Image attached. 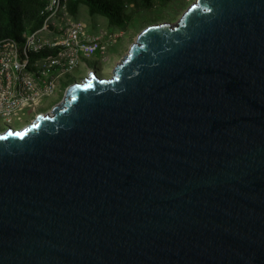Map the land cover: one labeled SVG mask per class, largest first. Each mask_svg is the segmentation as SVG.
Here are the masks:
<instances>
[{
	"label": "water",
	"instance_id": "95a60500",
	"mask_svg": "<svg viewBox=\"0 0 264 264\" xmlns=\"http://www.w3.org/2000/svg\"><path fill=\"white\" fill-rule=\"evenodd\" d=\"M0 264H264V0H192L0 132Z\"/></svg>",
	"mask_w": 264,
	"mask_h": 264
},
{
	"label": "built area",
	"instance_id": "2783aa9c",
	"mask_svg": "<svg viewBox=\"0 0 264 264\" xmlns=\"http://www.w3.org/2000/svg\"><path fill=\"white\" fill-rule=\"evenodd\" d=\"M67 6L68 0H47L38 29L24 32L20 44L0 40V117L20 118L32 110L33 114L23 120L31 123L34 116L60 103L80 78L62 82L72 75L73 67H78L84 57L104 53L112 46L117 36L107 30L86 32L83 20L72 15ZM44 49L52 51L40 54ZM86 67L87 73L93 72ZM43 98H50V104L40 105Z\"/></svg>",
	"mask_w": 264,
	"mask_h": 264
},
{
	"label": "trees",
	"instance_id": "16d2710c",
	"mask_svg": "<svg viewBox=\"0 0 264 264\" xmlns=\"http://www.w3.org/2000/svg\"><path fill=\"white\" fill-rule=\"evenodd\" d=\"M46 1L0 0V40L8 39L20 44L24 40V32L38 29L44 19L43 9ZM81 1L87 5L90 14L105 16L109 25L132 32L144 24L173 18L191 0H68L67 7L72 15H76L77 6ZM51 51L44 49L40 54ZM83 63L98 75V61L95 58L84 57ZM75 78L77 77L67 75L62 82L70 83Z\"/></svg>",
	"mask_w": 264,
	"mask_h": 264
},
{
	"label": "rangeland",
	"instance_id": "374dc122",
	"mask_svg": "<svg viewBox=\"0 0 264 264\" xmlns=\"http://www.w3.org/2000/svg\"><path fill=\"white\" fill-rule=\"evenodd\" d=\"M185 8L186 6L182 8L177 13V15L173 16V18L161 19L158 21L174 22L177 20V18L180 16L181 12ZM75 16L83 20V22L86 25V32L95 33V32L107 30L108 32H112L115 36L117 37L119 36L117 39H113V42H112L113 45L109 47L108 49H106L104 53L97 51L95 52L93 57H91V58H95L98 61V64L96 65L98 75L109 76L111 74L112 67L115 66L120 61V59H122V56L127 52L129 46L131 45V42L134 40L135 35L142 28V26L136 29L135 31L128 32V31L121 30L116 26L109 25L105 16H102L99 14H90L88 11L87 5L83 1L79 2ZM110 66H111V69H110ZM86 74H87V67L83 64L82 61H80L78 67L72 68V75L74 77L78 78V77L85 76ZM39 104L40 105L50 104V98L41 99L39 101ZM32 114H33V111L31 110L30 112L28 111L25 115L21 116L20 118L0 117V127H3V122L11 126L17 127L23 124V120L27 119Z\"/></svg>",
	"mask_w": 264,
	"mask_h": 264
},
{
	"label": "flooded vegetation",
	"instance_id": "af4514ba",
	"mask_svg": "<svg viewBox=\"0 0 264 264\" xmlns=\"http://www.w3.org/2000/svg\"><path fill=\"white\" fill-rule=\"evenodd\" d=\"M29 122H24L23 124L17 126V127H14V126H11L9 124H3V127H0V132H3L5 131L6 129H8L9 127H12V128H21V127H24L26 124H28Z\"/></svg>",
	"mask_w": 264,
	"mask_h": 264
},
{
	"label": "snow or ice",
	"instance_id": "6c2138e0",
	"mask_svg": "<svg viewBox=\"0 0 264 264\" xmlns=\"http://www.w3.org/2000/svg\"><path fill=\"white\" fill-rule=\"evenodd\" d=\"M33 127H36V125H33ZM19 135H23V134H19Z\"/></svg>",
	"mask_w": 264,
	"mask_h": 264
},
{
	"label": "bare ground",
	"instance_id": "6f19581e",
	"mask_svg": "<svg viewBox=\"0 0 264 264\" xmlns=\"http://www.w3.org/2000/svg\"><path fill=\"white\" fill-rule=\"evenodd\" d=\"M118 63H119V62H118ZM118 63H117V64H118Z\"/></svg>",
	"mask_w": 264,
	"mask_h": 264
}]
</instances>
